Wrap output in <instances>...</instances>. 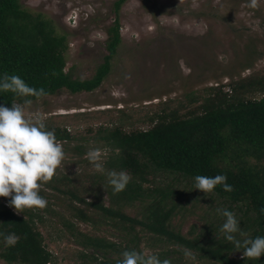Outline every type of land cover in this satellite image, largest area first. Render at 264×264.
Instances as JSON below:
<instances>
[{"label":"trees","instance_id":"16d2710c","mask_svg":"<svg viewBox=\"0 0 264 264\" xmlns=\"http://www.w3.org/2000/svg\"><path fill=\"white\" fill-rule=\"evenodd\" d=\"M125 1L113 2L114 20L107 28L103 60L90 77L79 79L66 70L68 42L54 22L19 0H0V80L4 74L18 75L28 86L43 88L46 95L97 88L109 73L121 42L118 10ZM24 99L40 98L0 91V106L10 108L12 102L23 103ZM157 106L137 117L117 108L115 122L94 131L93 140L107 150L102 159L105 173L125 170L131 175L124 191L114 195L105 173L88 189L79 181L90 177L85 171L72 173V177L58 172L40 192L48 201L43 210L17 213L9 206L10 197H0V232L20 237L15 246H6L0 237V258L6 264H57L38 228L45 221L44 212L57 213L50 207L54 202L66 210L61 223L81 247L77 264H117L123 251L133 249H150V254L171 264V252L184 254V249L191 250L195 259L212 264H264V256L247 260L243 249L236 250L226 241L221 231L226 218L216 211L221 208L235 214L246 234L237 235L238 239L264 236V69L190 90L184 98L165 99ZM137 122L149 126L133 128ZM45 124L47 130L55 131L58 142L75 139L52 118ZM75 150L79 162H88L82 157L86 152L82 144H76ZM160 173L171 178L156 180ZM220 174L227 176L233 191L218 185L210 194L215 212L199 227L191 224L182 232L174 219L181 210H193L186 207L176 177L193 188L196 175ZM128 208L134 210L132 214ZM81 223L92 230H81ZM103 226L118 232L119 240L96 232Z\"/></svg>","mask_w":264,"mask_h":264},{"label":"rangeland","instance_id":"374dc122","mask_svg":"<svg viewBox=\"0 0 264 264\" xmlns=\"http://www.w3.org/2000/svg\"><path fill=\"white\" fill-rule=\"evenodd\" d=\"M19 1L22 6L45 14L57 31L66 35V70L79 79L90 77L107 53L105 41L107 28L114 20V0ZM249 3L250 0L125 1L118 10L121 42L100 85L76 93L60 90L33 100L30 106L29 114L39 113L45 120L52 118L75 136L60 142L65 160L55 176L61 172L72 177V173L85 171L90 177L83 176L79 181L88 189L93 181H101L100 173L89 161H78L75 147L78 143L85 147L82 157L91 149H99L101 159L105 158L107 150L92 137L98 126L115 122L117 108H125L134 117L142 116L147 110L157 109L162 100L184 98L190 90L263 70L264 0H259L258 9L250 8ZM148 126V122H137L133 128ZM89 127L91 131L87 132ZM162 178L171 176L160 173L156 180ZM176 180L186 207L193 210H181L174 219L185 232L191 224L202 225L215 212L210 207L214 203L211 196L189 187L182 178ZM50 205L57 213L44 212L45 221L38 224L46 247L55 255L57 264H77L81 247L61 223L67 217L66 210L59 202ZM133 211L127 209L130 214ZM78 226L84 231L92 230L84 223ZM96 232L115 241L120 237L105 226ZM169 258L173 264H212L174 252ZM0 264L6 263L0 258Z\"/></svg>","mask_w":264,"mask_h":264},{"label":"clouds","instance_id":"9594fccd","mask_svg":"<svg viewBox=\"0 0 264 264\" xmlns=\"http://www.w3.org/2000/svg\"><path fill=\"white\" fill-rule=\"evenodd\" d=\"M250 8L258 9L259 0H250ZM53 75H56L53 72ZM0 91L12 92L18 97L42 98L47 93L28 86L18 75L4 74L0 80ZM33 101L24 99L23 103L12 102L11 107L0 106V197L9 198V206L17 213L25 210H43L48 201L40 195L43 186L54 178L57 169L65 160L63 145L57 141L54 130H47L45 117L41 114H29ZM85 158L99 173H105L102 153L99 149H91ZM132 180L125 170L107 172V181L113 194L124 191ZM226 192L233 191L227 183V176L220 174L214 177L196 175L193 188L199 189L207 196L217 186ZM91 202V201H90ZM217 214L225 217L221 231L226 241L233 244L236 250L243 249V257L250 261L259 260L264 256V236L254 239H238L237 235L246 234L240 227L235 214L229 210L217 208ZM264 213V208L261 209ZM6 246H15L20 237L15 233L0 232ZM186 258L195 259L189 249H184ZM117 264H171L168 259H161L157 254L146 251L125 250Z\"/></svg>","mask_w":264,"mask_h":264}]
</instances>
